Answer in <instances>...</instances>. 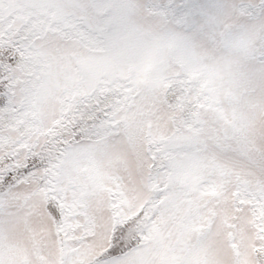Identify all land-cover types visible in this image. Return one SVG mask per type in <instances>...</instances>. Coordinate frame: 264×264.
<instances>
[{
	"label": "snow or ice",
	"instance_id": "obj_1",
	"mask_svg": "<svg viewBox=\"0 0 264 264\" xmlns=\"http://www.w3.org/2000/svg\"><path fill=\"white\" fill-rule=\"evenodd\" d=\"M0 264H264V0H0Z\"/></svg>",
	"mask_w": 264,
	"mask_h": 264
}]
</instances>
